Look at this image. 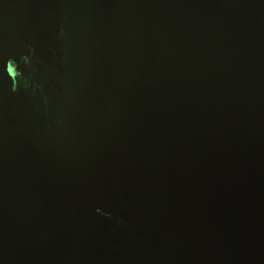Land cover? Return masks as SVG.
<instances>
[{"label":"water","instance_id":"obj_1","mask_svg":"<svg viewBox=\"0 0 264 264\" xmlns=\"http://www.w3.org/2000/svg\"><path fill=\"white\" fill-rule=\"evenodd\" d=\"M0 264H264V0H0Z\"/></svg>","mask_w":264,"mask_h":264}]
</instances>
